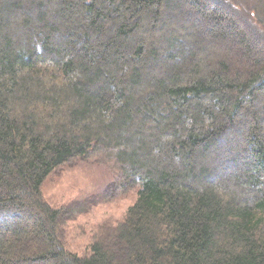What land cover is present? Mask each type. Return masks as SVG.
I'll return each instance as SVG.
<instances>
[{"label": "trees", "instance_id": "obj_1", "mask_svg": "<svg viewBox=\"0 0 264 264\" xmlns=\"http://www.w3.org/2000/svg\"><path fill=\"white\" fill-rule=\"evenodd\" d=\"M77 160L141 186L84 256ZM0 264H264V0H0Z\"/></svg>", "mask_w": 264, "mask_h": 264}, {"label": "rangeland", "instance_id": "obj_2", "mask_svg": "<svg viewBox=\"0 0 264 264\" xmlns=\"http://www.w3.org/2000/svg\"><path fill=\"white\" fill-rule=\"evenodd\" d=\"M140 185L121 192L113 173L93 160H77L57 169L43 185L45 200L67 207L62 218L64 245L78 256L90 250L100 227L111 234L137 199Z\"/></svg>", "mask_w": 264, "mask_h": 264}]
</instances>
